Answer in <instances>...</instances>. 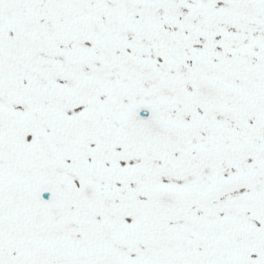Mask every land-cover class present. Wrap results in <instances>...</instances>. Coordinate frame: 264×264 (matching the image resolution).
Instances as JSON below:
<instances>
[{
    "label": "snow or ice",
    "instance_id": "snow-or-ice-1",
    "mask_svg": "<svg viewBox=\"0 0 264 264\" xmlns=\"http://www.w3.org/2000/svg\"><path fill=\"white\" fill-rule=\"evenodd\" d=\"M0 264H264V0H0Z\"/></svg>",
    "mask_w": 264,
    "mask_h": 264
}]
</instances>
